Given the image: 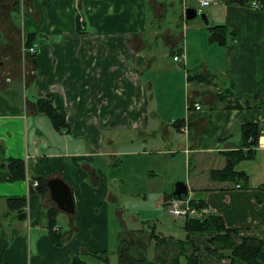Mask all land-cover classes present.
I'll list each match as a JSON object with an SVG mask.
<instances>
[{"label": "crops", "instance_id": "1", "mask_svg": "<svg viewBox=\"0 0 264 264\" xmlns=\"http://www.w3.org/2000/svg\"><path fill=\"white\" fill-rule=\"evenodd\" d=\"M252 1L214 0L206 25L186 18L200 0H0V161L22 158L28 167L27 179L0 181V264H71L74 256L86 264H175L186 232L165 196L179 180L238 238L264 240V0L261 9ZM219 25L229 33L224 43L213 38ZM181 53L185 61L175 60ZM168 72L181 80L177 115H185L170 124L155 88ZM46 96L66 110L70 133L38 111ZM195 102L202 110L190 107ZM250 122L261 128L251 148L241 129ZM234 150H253L234 167L246 183L212 180ZM36 174L67 182L75 212L35 189ZM23 195L24 218L7 201ZM208 240L190 237L201 247L199 264H229L204 251Z\"/></svg>", "mask_w": 264, "mask_h": 264}, {"label": "trees", "instance_id": "2", "mask_svg": "<svg viewBox=\"0 0 264 264\" xmlns=\"http://www.w3.org/2000/svg\"><path fill=\"white\" fill-rule=\"evenodd\" d=\"M230 3L236 5L247 6L250 0H229ZM227 26L219 25L214 26L213 32L217 41L224 43L229 35L225 30ZM26 44L30 47L32 44V38L27 36ZM38 111L45 114L51 119L55 128L60 132L70 133V126L66 122V110L57 107L51 97H40L37 99ZM235 107H241L240 104H235ZM242 129L243 147H253L258 144V137L261 134V128L258 123H246ZM253 153V150H236L227 152L224 156H227V164L222 170H212V180L230 181L234 184H238L240 180L246 183L248 176L244 172L235 170L236 164L243 160L246 156L249 157ZM28 167L27 163L22 158H8L0 161V181L5 179L9 181H23L27 179ZM34 180L38 181L37 189L40 193L47 194V180L46 177L41 174L34 175ZM172 196H165L167 200L177 198ZM10 210L18 211L19 217H26L24 209L27 202V197L23 196H9L7 197ZM190 205L198 210V216H187L184 220V230L186 232V238L182 240L180 245V252L175 259L179 261L181 256H185L188 259V264H199V258L197 252L200 247L190 241V237L193 235H207L210 236L209 243L210 248H206L207 252L214 255L217 259H228L229 264H264V240L243 237L240 241L235 240L233 234L238 236L239 230L228 228L223 221V217L216 213H203L202 208H207V203L202 196L191 200ZM54 209H50L49 216H52ZM56 211V210H55ZM55 222L52 219L49 223V228L54 227ZM51 237L53 241L58 242L61 238V234L52 232ZM190 245V246H189ZM189 246V247H188ZM100 258L107 259L108 255L105 253H97ZM96 254V255H97ZM175 262V264H179ZM107 263H109L107 259ZM71 264H86L78 256L72 258Z\"/></svg>", "mask_w": 264, "mask_h": 264}, {"label": "rangeland", "instance_id": "3", "mask_svg": "<svg viewBox=\"0 0 264 264\" xmlns=\"http://www.w3.org/2000/svg\"><path fill=\"white\" fill-rule=\"evenodd\" d=\"M215 6H219V5L218 4L214 5V3H213L210 6L204 7L203 8L204 11H202V12L207 13L209 11H212L213 9L218 8ZM261 12H264V10H262ZM147 14L152 16V17L149 16L150 20L152 18V20H151L153 23L152 27L156 26L158 21H157L156 17L154 16L153 12L149 11ZM17 23L19 24V22H17ZM164 73L165 72L162 71V74L159 76L160 80H162L165 77ZM168 73H169V75H166V77H167L166 79L168 81L166 83V85L163 87L162 83H161L159 85H155V88H156L157 92L159 91L162 93L161 94L162 98L168 103L163 108L164 118H162V119H165L166 123L170 124L171 121L177 120V119H175L176 117H180L183 115V114H181L180 116L177 115V113L183 108V105L182 106L180 105L182 102V97H183V86H182L181 80L179 79V76L177 74H175L174 72H168ZM158 74H156L155 78L153 79L154 82L156 81L155 79L157 78ZM146 77H149V73L146 75ZM153 91L155 92V89H150V92H149L150 95L153 94L152 93ZM187 106L188 105L186 104L185 112L188 108ZM170 107H172V108H170ZM169 108H170V110H169ZM184 116H182L181 118H184ZM176 171L178 173H181V171L179 169H177ZM132 173H133V171H132ZM179 181H181V180H179ZM136 205L138 206L137 203H136ZM2 206H4V204L0 205V207H2ZM169 218H170V221L171 220L173 221L171 215H169ZM193 236H202V237H207V238L209 237V239H210V236H207V235H193ZM238 236L233 234V237L235 238V240L240 241V238H238ZM208 243H209V240H208ZM198 247H200V246H198ZM210 247H211V244L208 247H205L204 251H207L206 248H210ZM199 251H201V247H200Z\"/></svg>", "mask_w": 264, "mask_h": 264}, {"label": "water", "instance_id": "4", "mask_svg": "<svg viewBox=\"0 0 264 264\" xmlns=\"http://www.w3.org/2000/svg\"><path fill=\"white\" fill-rule=\"evenodd\" d=\"M196 8L189 7L186 11V18L187 20H192L196 18H200L206 25L210 23L207 14L204 12H198ZM176 188L174 191V196L179 199H186L189 190L187 183L182 181L176 182ZM47 186L50 191V196L53 202L56 203L57 207L60 210H63L67 213H74L75 212V202L73 190L70 188V185L67 184L62 178L54 177L47 181ZM182 207H186V203H182Z\"/></svg>", "mask_w": 264, "mask_h": 264}, {"label": "built area", "instance_id": "5", "mask_svg": "<svg viewBox=\"0 0 264 264\" xmlns=\"http://www.w3.org/2000/svg\"><path fill=\"white\" fill-rule=\"evenodd\" d=\"M214 0H200V8L198 12L203 11V8L206 6L211 5V3ZM250 6L252 8L255 9H261L263 7V4L259 1V0H253L250 4ZM36 44H33L31 47H28L26 50L29 53H35L36 52ZM175 60H179V61H185V54H178L174 56ZM194 106V109L199 111L202 110V105L199 104L198 102H195L193 104L190 105V107ZM190 107L188 109H190ZM176 122V120H174ZM185 124L183 125V129L186 130L188 129L187 127V119L184 120ZM34 185L37 186L38 185V181H34ZM185 202L186 203V207H182V203ZM191 202V198L187 197L186 199L180 200V199H171L169 200L166 206V210L171 213L174 217L176 218H181V219H185L187 216H194L197 217L198 216V210L190 205ZM202 212L207 214L210 213L209 209L207 208H202Z\"/></svg>", "mask_w": 264, "mask_h": 264}]
</instances>
